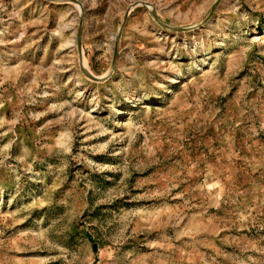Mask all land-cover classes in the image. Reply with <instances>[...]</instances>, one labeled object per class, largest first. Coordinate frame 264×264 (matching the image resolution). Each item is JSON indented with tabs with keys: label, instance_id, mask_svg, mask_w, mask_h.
<instances>
[{
	"label": "rangeland",
	"instance_id": "rangeland-1",
	"mask_svg": "<svg viewBox=\"0 0 264 264\" xmlns=\"http://www.w3.org/2000/svg\"><path fill=\"white\" fill-rule=\"evenodd\" d=\"M0 264H264V0H0Z\"/></svg>",
	"mask_w": 264,
	"mask_h": 264
}]
</instances>
